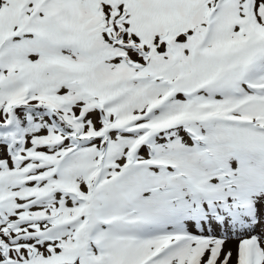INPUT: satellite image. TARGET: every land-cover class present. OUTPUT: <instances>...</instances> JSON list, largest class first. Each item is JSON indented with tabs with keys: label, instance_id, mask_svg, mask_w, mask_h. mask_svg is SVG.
I'll return each mask as SVG.
<instances>
[{
	"label": "snow or ice",
	"instance_id": "1",
	"mask_svg": "<svg viewBox=\"0 0 264 264\" xmlns=\"http://www.w3.org/2000/svg\"><path fill=\"white\" fill-rule=\"evenodd\" d=\"M0 264H264V0H0Z\"/></svg>",
	"mask_w": 264,
	"mask_h": 264
}]
</instances>
